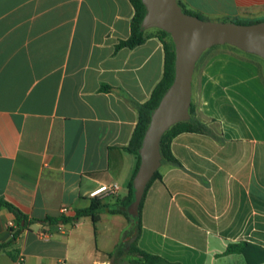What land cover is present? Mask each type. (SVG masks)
<instances>
[{
  "label": "crops",
  "instance_id": "1",
  "mask_svg": "<svg viewBox=\"0 0 264 264\" xmlns=\"http://www.w3.org/2000/svg\"><path fill=\"white\" fill-rule=\"evenodd\" d=\"M178 2L208 21H264V0ZM134 14L130 0H0V245L12 239L8 222H18L3 203L25 226L0 264H111L108 254L133 239L131 223L110 210L128 197L138 164L124 149L138 123L133 103L150 99L165 67L151 32L115 53ZM192 83L194 118L218 121L223 141L174 138L183 168L161 164L138 245L173 263L264 264V59L219 45L196 64ZM103 84L132 101L101 92ZM110 184L120 191L98 199L99 221L78 217L90 193ZM47 218L64 230L46 227ZM241 243L246 253L226 254Z\"/></svg>",
  "mask_w": 264,
  "mask_h": 264
},
{
  "label": "water",
  "instance_id": "2",
  "mask_svg": "<svg viewBox=\"0 0 264 264\" xmlns=\"http://www.w3.org/2000/svg\"><path fill=\"white\" fill-rule=\"evenodd\" d=\"M142 1L147 9L142 29L157 28L168 32L175 44L176 56L174 80L152 114L140 149L141 162L133 181L135 201L129 210L134 215L149 181L161 167L163 134L191 117L193 74L203 53L228 44L264 59V21L252 24L214 22L185 13L178 0ZM16 213L21 216L18 211Z\"/></svg>",
  "mask_w": 264,
  "mask_h": 264
},
{
  "label": "trees",
  "instance_id": "3",
  "mask_svg": "<svg viewBox=\"0 0 264 264\" xmlns=\"http://www.w3.org/2000/svg\"><path fill=\"white\" fill-rule=\"evenodd\" d=\"M130 1L133 4L134 10H135L134 17L131 21V35L128 39L121 40L116 45L115 53L119 52L123 48L134 49L142 45L143 43H145L146 40L152 36L150 34V30L142 29V23L147 13L145 4L143 3L142 0H130ZM181 6L185 13L195 15L187 11L183 5ZM232 22H235L238 24H252L255 22H259V21L253 22V21H241V20L235 19ZM156 37L162 43L164 47V51H165V67H164L163 78L158 83V85L155 87L150 99L147 102L143 104L133 103L138 111V123L133 132L129 145L125 147L124 149L127 152L134 154L137 157L138 164L134 172L133 179L130 183V192H129L128 197L124 201H121L120 204L115 209L110 210L111 213L122 214L127 218L129 223H131L132 225V234H133L134 239L129 243H126V242L121 243L112 253L108 254L109 258L111 259V264H123V263L124 264H181V263L170 262L159 255L149 253L143 250L138 245V241H139L141 231H142V212L144 208L146 194H147L148 189L153 184V182H155L158 179H162L161 169L156 171L153 177L151 178V180L149 181L147 188L145 190L144 196L138 207L137 214L132 215L129 211L132 203L135 201L133 181H134V178L140 166V162H141L140 149L143 144L145 133L151 123V117H152L153 112L159 106L164 94L167 92V90L172 85V82L174 80V74H175L176 53H175V44L173 42L171 35L166 31L157 29ZM211 49L206 50L202 56H204ZM100 91L101 92H114V93H117L131 100L128 94L121 88H115V87L103 84L101 86ZM195 110H196V104L192 101V105L189 110L190 116H191L190 119L173 125L163 134L161 141H160V153H161V158H162L161 160L162 165L170 164L178 168H183V165L174 157L172 153V148H171L172 141L174 140V138H176L180 134L199 133V134L210 135L214 137L216 140H218L219 142L223 141L222 132H220V135L217 134L219 132V131L217 132V130H219L220 128L219 122L211 118H206L203 121L198 120L194 118L193 116L195 113ZM3 205L9 208L11 211L17 212V209L13 205L9 203H3ZM102 208L103 207L101 206L100 200L94 199L92 201L91 206L88 209L78 212L77 216L78 217L90 216L94 224H96L100 219L99 212ZM17 219L19 223V230L12 236V239L9 243L0 245V252L4 251L10 244L15 242L17 238L19 237L21 230L25 228V226L22 225L23 217L17 215ZM46 222H49L50 224H56L59 222V219L47 218ZM248 246H249L248 243L230 244L226 250V254L246 253V249Z\"/></svg>",
  "mask_w": 264,
  "mask_h": 264
},
{
  "label": "built area",
  "instance_id": "4",
  "mask_svg": "<svg viewBox=\"0 0 264 264\" xmlns=\"http://www.w3.org/2000/svg\"><path fill=\"white\" fill-rule=\"evenodd\" d=\"M120 187L117 184H110V185H103L95 190H93L90 193V197L92 199H102L104 197H110V196H117L119 194ZM70 213V209L68 207H63L60 210L61 215H68ZM51 224L47 225L46 227L50 226ZM60 231H63V226L59 223L55 224ZM9 230L11 231V235L13 236L18 230H19V223L17 221H9L7 224ZM40 235L44 238L49 237L51 234L48 229L45 228V230L40 232ZM65 264V263H62Z\"/></svg>",
  "mask_w": 264,
  "mask_h": 264
},
{
  "label": "rangeland",
  "instance_id": "5",
  "mask_svg": "<svg viewBox=\"0 0 264 264\" xmlns=\"http://www.w3.org/2000/svg\"><path fill=\"white\" fill-rule=\"evenodd\" d=\"M202 18H204V17H202ZM150 30V32L152 33V34H156L157 33V28H151V29H149ZM132 215H134V214H132ZM134 239V238H133ZM133 239H129V240H127L126 241V243H129V242H131ZM124 264V263H123Z\"/></svg>",
  "mask_w": 264,
  "mask_h": 264
}]
</instances>
